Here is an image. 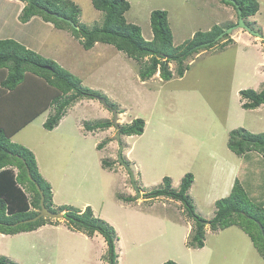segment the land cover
Masks as SVG:
<instances>
[{
  "label": "rangeland",
  "instance_id": "1",
  "mask_svg": "<svg viewBox=\"0 0 264 264\" xmlns=\"http://www.w3.org/2000/svg\"><path fill=\"white\" fill-rule=\"evenodd\" d=\"M72 1L80 9L81 23L92 27L102 22L103 12L95 9L90 0ZM127 1L130 8L125 18L140 26L146 40L152 38L150 12L165 9L174 45L189 39L195 31L210 30L218 23L224 26L228 16L218 8L227 5L221 0ZM258 2L254 18L264 38V0ZM14 9V5L0 0V21L1 16L6 17V27L0 24V35L17 28L29 49L59 60L82 80L83 86L102 92L107 98L104 101L114 105L108 104L116 110L117 125L112 122L108 128L92 130L86 129L84 123L114 119L103 99L83 98L69 107L68 122L81 121L88 133L77 141H67L66 154L54 163L62 166L56 172L59 174L55 173L54 187L57 201H70L78 209V202L87 199L97 216L113 226L117 264H162L168 260L177 264H264L250 237L238 225L215 231L206 223L203 247L189 248L186 242L194 222L182 202L162 196L145 198L146 192L163 187L164 177H169L172 188L178 190L181 178L191 173L188 195L195 212L209 220L215 213V201L230 193V184L240 174V163L239 156L227 147L229 131L243 127L258 133L264 128V106L260 105L258 111L244 109L239 94L241 89L261 90L264 84L262 37L238 27L225 40L189 56L182 63L186 66L182 76L177 72L178 64L171 61L170 80H162L157 71L151 79L142 81L138 70L147 57L137 61L101 42L86 50L68 30L58 29L51 22L52 26L47 25L49 21L39 15L26 26H22L20 18L18 25L12 17ZM45 115L24 126L11 141L40 146L44 140L57 138L41 126ZM137 117L145 120L142 134H119V125ZM71 130L74 129L66 126L65 131ZM120 145L124 160L133 170L139 197L128 171L117 161ZM44 157V153L40 154L42 169L50 168L53 173V165ZM103 160L110 166L104 167ZM119 195L135 198L125 201ZM62 219H57L60 222L54 226L0 233V255L15 264H108L106 244L88 240Z\"/></svg>",
  "mask_w": 264,
  "mask_h": 264
},
{
  "label": "trees",
  "instance_id": "2",
  "mask_svg": "<svg viewBox=\"0 0 264 264\" xmlns=\"http://www.w3.org/2000/svg\"><path fill=\"white\" fill-rule=\"evenodd\" d=\"M22 1L25 2L20 14L23 22L39 15L45 21L53 23L56 28L68 30L86 50L101 42L113 45L137 61L147 57V61L138 70L142 81L151 79L157 71L162 80H170L173 77L169 68L171 61L178 64L177 72L182 76L186 69L182 63L189 56L225 40L229 34H224L218 40L216 37L226 27L237 23L214 25L207 31H195L192 37L174 45L168 12L165 9H153L150 12L152 38L146 40L142 36L140 26L128 22L125 18V13L130 8L127 0H90L95 9L103 12L102 22L92 27L80 22V9L72 0ZM221 1L233 6L238 16L234 3L228 0ZM234 1L241 10L245 24L262 35L256 21L250 19L259 10L258 0ZM228 41H231V38ZM239 94L243 100L241 106L244 109H254L264 103V84L261 90L241 89ZM83 98L107 101L102 92L83 86L80 78L56 61L38 54L15 39H0V108L4 112L0 117V233L16 234L57 222V219L53 222L51 218L41 217L33 222L19 223L34 217L40 210V193L36 188L38 184L44 193L45 206L53 212H62L67 226L72 230L81 231L89 236L95 232L101 234L107 245V263L117 264V234L113 226L95 216L90 206H86L83 211L68 205L55 207L52 202L51 186L39 172L33 151L11 141L19 130L48 108L53 111L44 121L43 127L52 130L67 109ZM10 102H13L15 107ZM5 108L11 111L6 113ZM112 125V120L108 118L84 123L85 128L91 130L105 129ZM144 128L145 120L137 117L129 124L119 125L118 132L126 136L140 135ZM98 147H101V144ZM227 147L238 156L257 152L264 158V132L253 133L243 127L234 128L228 133ZM102 165L108 167L110 163L103 160ZM192 181L193 175L186 173L181 178L179 189L175 190L169 177H164L163 187L146 192L145 198L162 196L181 201L194 222V229L186 244L189 247L201 248L205 240L203 223L205 219L195 212L188 195ZM118 197L125 201L135 198L121 195ZM214 204L215 213L206 220L210 229L216 231L231 225L240 226L264 259V205L253 202L237 179L230 193L217 199ZM0 264L15 263L0 255ZM162 264L177 263L168 260Z\"/></svg>",
  "mask_w": 264,
  "mask_h": 264
},
{
  "label": "crops",
  "instance_id": "3",
  "mask_svg": "<svg viewBox=\"0 0 264 264\" xmlns=\"http://www.w3.org/2000/svg\"><path fill=\"white\" fill-rule=\"evenodd\" d=\"M2 1L3 2L6 1L7 4H9V6L10 5H14L15 9L13 10V16L12 17H14V20L16 21V23L18 25H21V23H20V14H21V11H22V9H23V7L25 5V2H23L22 0H2ZM218 8L221 9V10H224L225 13L228 14L227 20L225 22H223L224 25L226 23H231V22L236 23V21L238 20V16L236 14V10L233 7H230L228 5H224L223 4V7L219 6ZM254 17L255 16H252V17H250V19L253 20V21H256V23H257V20ZM37 18H38V16L32 17L27 22H24V24L22 26L28 25L29 23L37 20ZM1 19H2L0 21L1 26L6 27V25H5L6 17L5 16H1ZM46 23H47V25L52 26V24L50 22H46ZM218 24L220 25V23H218ZM2 37L3 38H12V39H15V40L19 41L20 43L24 44V41H22L20 39V37H19V33H18L17 28L15 29V31H14V28H13V30H8L6 32V34L0 35V38H2ZM71 37L74 38L72 35H71ZM98 44H99V42H97L92 48H95ZM24 45L26 47L30 48L27 44H24ZM33 49L36 50L35 48H33ZM57 63L65 68L64 64H62V62H60L59 60H58ZM80 101H81V99L76 101L73 105L78 104ZM10 103L13 105V107H15L13 102H10ZM73 105H71L70 107H72ZM261 105L264 106V103L261 104ZM262 106H258V107L254 108V109H249V110L258 111L259 108H262ZM50 109L51 108H48L47 110H45L44 112L39 114L36 117V119L39 116H41L43 114H46L45 115V120H46V118L48 117V114H50V112H51ZM69 110H70V108L67 109L65 115L61 118V120L59 121L58 125L55 128H53L52 130H46L43 127L44 121L41 124V126L46 131L50 132V134H52V136H56L57 138H50L47 141L44 140V143H41L40 146L32 144V143L31 144H26V143H22L21 142V144L25 145L26 147H28L30 150L33 151V153L35 155V158H36V162H37V165H38L39 172L41 173V175L44 177V179L51 186L52 202H53V205L55 207L59 206V205L72 206V205H70L72 202H70V201L69 202H60V201H57V199H56V190H55V187H54V180H57L56 174H59V173H56V172L59 171L62 168V166H61V164L58 165V163H56V164H54V163L56 162V160H58V161L61 160V157L66 154L65 149L68 148V146H69V144L67 145V141L69 139H70V143H71V142L77 141V139H79V138H84L85 137L84 134L88 133L82 127L81 121L79 122V120H78L75 123H73L72 121L68 122V120H69ZM5 111H6V113H8V111H11V110L7 111V108H5ZM3 114H4V112H3L2 108H0V117L3 116ZM32 123L33 122L31 121L26 126H28V125H30ZM66 126H71V128L74 129V130L65 131ZM250 131H252V130H250ZM260 131L264 132V128H261ZM17 133L11 138V140H14V137L17 135ZM60 136H61V138H58ZM39 142H42L41 138H39ZM74 151H76V150H74ZM39 153L42 154V155L44 153V156H45L44 160L47 159L49 165L50 164L53 165V167L51 168V169H53V173H51L50 168L49 169L46 168L45 171L42 169V167L40 165V154ZM237 158H238V164L240 163V170H239L240 174H238L236 176L235 180L237 179L241 183V185L244 187L245 191L247 192L248 196L250 197V199L253 202L261 203V204L264 205V158L260 154H258L257 152H248V153H246V154H244L242 156H239ZM47 167H49V166H47ZM105 169L107 171L110 170L109 168H105ZM64 179L66 180L65 177H64ZM234 181L232 182V184H230L231 187H232ZM231 187H230V189H231ZM86 206H90L92 211H93V213H94V215L97 216V212H96L94 206H92V204H91V202L89 200L83 199L81 202H78V209L79 210L83 211ZM98 217H100V216H98ZM59 220H63V219L61 218ZM59 222L60 221H58V223ZM58 223L56 222V223H53V224L54 225H58ZM53 224L47 223L45 225L54 226ZM41 227H43V226H41ZM189 227L190 226H188V228ZM79 234H81V236H84L85 238L87 237L88 240H90V241H93L94 239H98L99 241L102 242L103 245L106 244L105 241H104V238L97 232H95L92 236H87V235H85L82 232L79 233ZM189 248H191V247H189ZM86 252H88V251H86Z\"/></svg>",
  "mask_w": 264,
  "mask_h": 264
},
{
  "label": "water",
  "instance_id": "4",
  "mask_svg": "<svg viewBox=\"0 0 264 264\" xmlns=\"http://www.w3.org/2000/svg\"><path fill=\"white\" fill-rule=\"evenodd\" d=\"M228 1H230V2L235 4V6L237 8V12H238V21H237L236 24L228 27L227 29H225L221 33H219L217 35V37H216V40H218L221 37H223L224 34H229L232 30H234V29H236L238 27L246 29L250 34H253L255 36L263 38V36L259 32L252 30L249 26H247L245 24V22L243 20V17H242V14H241V10L238 7V5L236 4V2L234 0H228ZM101 101L104 103V105L107 108H109L113 112L114 119L112 120V122H113V124L117 125V123H116V115H117L116 114V110L114 108L110 107L104 100H101ZM117 140L120 141L118 134H117ZM118 162L121 163V165L123 167H125V169L128 171V173L130 175V180H131V183H132V187L134 188L135 193H136V197L141 196V192H140V190H139V188L137 186L133 170L130 167V165L128 164V162L125 161L123 156H122V146L121 145H120L119 150H118ZM28 176H29V178H31V175H30L29 172H28ZM36 188L38 189V191L40 193V210L37 213V215H35L34 217L26 219V220H22L19 223L33 222V221H36L37 219H39L41 217L51 218V219H61L63 217V213L62 212H53V211L49 210L45 206V203H44V193H43V191L41 190V188H40V186L38 184H36ZM203 223L206 224V220L203 221Z\"/></svg>",
  "mask_w": 264,
  "mask_h": 264
},
{
  "label": "clouds",
  "instance_id": "5",
  "mask_svg": "<svg viewBox=\"0 0 264 264\" xmlns=\"http://www.w3.org/2000/svg\"><path fill=\"white\" fill-rule=\"evenodd\" d=\"M63 218V217H62ZM59 220V219H58Z\"/></svg>",
  "mask_w": 264,
  "mask_h": 264
}]
</instances>
